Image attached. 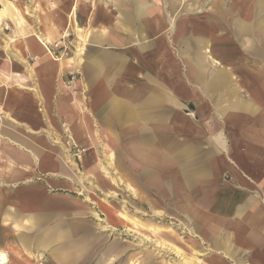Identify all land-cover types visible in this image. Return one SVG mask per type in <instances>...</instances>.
Segmentation results:
<instances>
[{"label":"crops","instance_id":"1","mask_svg":"<svg viewBox=\"0 0 264 264\" xmlns=\"http://www.w3.org/2000/svg\"><path fill=\"white\" fill-rule=\"evenodd\" d=\"M190 5L3 2L11 264H264V0Z\"/></svg>","mask_w":264,"mask_h":264},{"label":"bare ground","instance_id":"2","mask_svg":"<svg viewBox=\"0 0 264 264\" xmlns=\"http://www.w3.org/2000/svg\"><path fill=\"white\" fill-rule=\"evenodd\" d=\"M8 3H9V1H8ZM10 4V3H9ZM8 5V4H7ZM4 7H6V6H4ZM10 8V7H9ZM9 8H8V10H9ZM3 9H5V8H3ZM5 10H7V9H5ZM16 10V9H15ZM3 12H5L4 10L2 11V10H0V15L3 13ZM73 15V14H72ZM44 38V37H43ZM43 38H39L40 39V41H41V43L44 45V47L46 48V50L49 52V41L47 42L46 40H44ZM81 41H82V39H81V37L80 36H78V43H81ZM52 51V50H51ZM50 53V52H49ZM53 54V53H52ZM0 257L2 258V259H5V260H8L9 259V257H8V254L6 253V252H0Z\"/></svg>","mask_w":264,"mask_h":264},{"label":"rangeland","instance_id":"3","mask_svg":"<svg viewBox=\"0 0 264 264\" xmlns=\"http://www.w3.org/2000/svg\"><path fill=\"white\" fill-rule=\"evenodd\" d=\"M5 0H0V7L2 6V4H3V2H4ZM11 1H13V2H15V1H18V0H11ZM199 1V0H198ZM181 2H182V6H181V8L182 9H185L186 7H190L191 5V3H193V2H195V0H181ZM195 4V3H194ZM103 203H104V205L106 206V207H108L109 206V203H105V201H103ZM134 220H136V221H139V220H137L136 218H134ZM136 264V263H135Z\"/></svg>","mask_w":264,"mask_h":264},{"label":"built area","instance_id":"4","mask_svg":"<svg viewBox=\"0 0 264 264\" xmlns=\"http://www.w3.org/2000/svg\"><path fill=\"white\" fill-rule=\"evenodd\" d=\"M56 46H58L57 43H56ZM69 75H70L69 83L70 85H72V83L76 79V73L71 72ZM0 264H11V262L9 260H5L0 257Z\"/></svg>","mask_w":264,"mask_h":264}]
</instances>
